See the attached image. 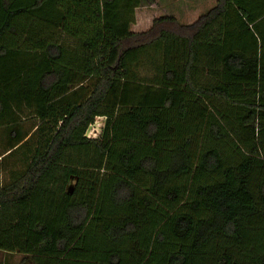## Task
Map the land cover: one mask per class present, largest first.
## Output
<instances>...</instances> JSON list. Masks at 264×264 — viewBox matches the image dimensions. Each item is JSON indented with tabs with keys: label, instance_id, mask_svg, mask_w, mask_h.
I'll return each instance as SVG.
<instances>
[{
	"label": "trees",
	"instance_id": "obj_1",
	"mask_svg": "<svg viewBox=\"0 0 264 264\" xmlns=\"http://www.w3.org/2000/svg\"><path fill=\"white\" fill-rule=\"evenodd\" d=\"M153 3L0 0V251L20 264H264V0L133 32Z\"/></svg>",
	"mask_w": 264,
	"mask_h": 264
},
{
	"label": "rangeland",
	"instance_id": "obj_2",
	"mask_svg": "<svg viewBox=\"0 0 264 264\" xmlns=\"http://www.w3.org/2000/svg\"><path fill=\"white\" fill-rule=\"evenodd\" d=\"M175 1L176 0H154L153 5H147L146 7L144 6L143 8L139 9L138 15H137V22H136V25L138 24V27H132V31L133 32H144L151 27V25L150 27L148 26L150 23L152 24V21L154 19L163 18L166 16H174L183 25L192 24L193 22L187 21V19L180 17L178 13H176L177 4ZM209 1H210L209 4H211V0ZM209 4L196 7V10L201 11L202 12L201 15L206 14L210 9L216 6V2L213 4V6H210V7H209ZM144 27H147V29H144ZM63 41H64V44L70 43V41H68L67 39H64ZM31 122L33 121L26 120L24 122L25 123L24 130H28L30 128L29 125L31 124ZM105 126H106V119L97 118L95 120V123L88 129L86 136L90 139L101 138L104 134ZM2 131L3 130H0V149L4 143V136L2 134ZM1 178L3 177H0V180H2ZM75 182H76L75 178H72L70 180L68 188H67V192L69 193L72 192ZM21 260H22V255L20 254L6 253L3 251H0V264H20Z\"/></svg>",
	"mask_w": 264,
	"mask_h": 264
},
{
	"label": "crops",
	"instance_id": "obj_3",
	"mask_svg": "<svg viewBox=\"0 0 264 264\" xmlns=\"http://www.w3.org/2000/svg\"><path fill=\"white\" fill-rule=\"evenodd\" d=\"M176 6H177V11L178 15L184 19H187V21L195 22L201 15V11H197L196 7H199L201 5L209 4V0H176ZM213 2V3H212ZM217 3V0H211L210 6H213L214 3ZM169 4V3H168ZM208 7V8H209ZM204 10V9H203ZM138 11L136 12V22H137V15ZM204 15V14H203ZM202 16V15H201ZM192 23V24H193ZM151 23L149 24L148 27H150ZM191 25V24H188ZM133 27H138V24L133 26ZM144 29H147V27H144Z\"/></svg>",
	"mask_w": 264,
	"mask_h": 264
}]
</instances>
